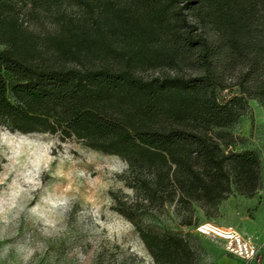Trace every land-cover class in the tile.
<instances>
[{
  "label": "trees",
  "instance_id": "trees-1",
  "mask_svg": "<svg viewBox=\"0 0 264 264\" xmlns=\"http://www.w3.org/2000/svg\"><path fill=\"white\" fill-rule=\"evenodd\" d=\"M160 64L176 73H136ZM250 99L264 107V0H0V125L121 157L147 177L141 199L173 193L180 225L195 223V206L212 216L260 190L257 151L233 148L224 130ZM115 201L156 264H198V237Z\"/></svg>",
  "mask_w": 264,
  "mask_h": 264
},
{
  "label": "rangeland",
  "instance_id": "rangeland-1",
  "mask_svg": "<svg viewBox=\"0 0 264 264\" xmlns=\"http://www.w3.org/2000/svg\"><path fill=\"white\" fill-rule=\"evenodd\" d=\"M30 23L39 33L51 28L49 21ZM136 73L150 79L176 69L160 64ZM236 91L232 86L217 96L223 101ZM248 104L247 113L224 130L232 135L233 148L257 151L262 186L251 198L229 196L216 215L195 206L191 226L179 224L176 197L168 189L157 187L152 201L141 199L147 177L131 172L121 157L58 134L21 133L0 125V264H156L134 225L116 211L117 199L132 205L143 224L198 237V264H264V107L254 99ZM199 222L252 236L260 245L259 261L226 254L222 239L196 231Z\"/></svg>",
  "mask_w": 264,
  "mask_h": 264
},
{
  "label": "built area",
  "instance_id": "built-area-1",
  "mask_svg": "<svg viewBox=\"0 0 264 264\" xmlns=\"http://www.w3.org/2000/svg\"><path fill=\"white\" fill-rule=\"evenodd\" d=\"M195 229L202 235L222 239L226 254L245 262L259 261L260 245L252 236L244 235L232 226H219L210 222H201Z\"/></svg>",
  "mask_w": 264,
  "mask_h": 264
},
{
  "label": "crops",
  "instance_id": "crops-1",
  "mask_svg": "<svg viewBox=\"0 0 264 264\" xmlns=\"http://www.w3.org/2000/svg\"><path fill=\"white\" fill-rule=\"evenodd\" d=\"M238 196H240V195H238ZM230 199V197H228V198H226V199H224V200H222V202L219 204V211H222L223 210V207H224V205H225V201L226 200H229ZM236 258V257H235ZM240 260V259H239ZM242 261V260H241Z\"/></svg>",
  "mask_w": 264,
  "mask_h": 264
}]
</instances>
